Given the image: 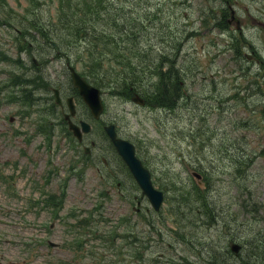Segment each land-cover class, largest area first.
I'll use <instances>...</instances> for the list:
<instances>
[{
  "label": "rangeland",
  "instance_id": "374dc122",
  "mask_svg": "<svg viewBox=\"0 0 264 264\" xmlns=\"http://www.w3.org/2000/svg\"><path fill=\"white\" fill-rule=\"evenodd\" d=\"M139 4L144 7L143 11L153 15L149 31L144 32L141 41L148 48L179 46L182 61L191 65L194 60L200 68L181 73L175 82L178 91L187 96L176 111L165 112L149 102L147 106H139L125 90L111 87L110 80L99 85L105 104L101 120H113L122 134L143 152L141 158L149 160L155 186L165 190L162 208L148 212L150 202L138 189L134 192L138 194L141 210L135 211L136 202L128 198L135 189L129 174L126 173L119 186L112 181L121 173L119 161L108 157L109 166H101L100 170L91 163L84 167L80 161L72 165L63 148L60 159L55 158L62 163V172L48 186L54 192L60 184L66 185L64 204L55 212L51 206L30 204L43 199L39 191L30 187V171L33 175L41 174L45 159L55 152V145L42 138L47 133H35V129H40L45 121L43 93L52 91L49 81L58 83L63 91L69 89L66 64L70 57L75 59L80 54V44H68L53 56L51 49L39 47L38 42L42 62L37 72L45 69L51 74L49 81L41 80L31 87L40 93L39 97L33 96L32 91L7 90L21 89L19 84L28 81L24 75L31 69L27 63L30 51L24 34L31 16H28L29 0H0V264H193L195 261V264H207L206 255L199 260L193 253L192 241L207 235L217 237L214 226L193 230L202 219L200 213L205 212V208L199 207L198 199L206 197L211 190L227 219L238 225L247 224L242 234L252 235L248 228L264 230V116L258 111L253 114L237 98H228L227 105L219 108L214 96L218 87L219 90L227 87V94L232 93L231 85L239 72L240 61L247 59L245 44H259L257 59L263 60V26L250 15L264 12L263 4L255 0H229L236 19L232 23L227 21L228 26L219 22L231 30L228 39L218 27L205 29L201 24L202 8L215 7L213 0H190L189 3L188 0H138V8ZM50 6L51 3L45 6V14L53 10ZM13 11L20 16H12ZM238 25L244 31L248 29L246 36H251L246 37L248 40L244 38L245 32L240 34L235 30ZM15 27L22 30L18 33L21 37H17ZM253 27H259L261 32ZM231 37L239 43L242 55L226 46ZM204 41L211 47H203ZM208 51L211 55L206 57ZM106 53V65L111 62L124 68L112 60L109 50ZM201 72L207 79L201 80ZM211 78L214 85L209 86L207 82ZM77 103L80 112L85 114L82 102ZM262 104L260 99L254 105L260 109ZM54 110L50 109V113ZM248 114L253 118L249 123L243 120ZM51 123L58 125L55 119ZM92 123L95 139L105 141L101 122ZM55 131L58 135L59 129ZM215 134L220 137L214 139ZM236 140L235 145L228 147ZM242 155H246L245 166L239 158ZM201 164L209 170L196 168ZM108 172L109 179L103 177ZM213 177L215 180L209 181ZM102 184L106 188L112 184L108 200ZM15 192L25 199L13 207L7 194ZM84 198L92 200L91 203ZM37 210L46 227L27 226L38 222ZM49 241L57 244L51 245ZM235 242L241 244L240 239ZM210 247L216 249V254L225 252L219 246Z\"/></svg>",
  "mask_w": 264,
  "mask_h": 264
},
{
  "label": "trees",
  "instance_id": "16d2710c",
  "mask_svg": "<svg viewBox=\"0 0 264 264\" xmlns=\"http://www.w3.org/2000/svg\"><path fill=\"white\" fill-rule=\"evenodd\" d=\"M36 5L28 9V16L30 18V33L26 36L27 50L30 51L28 61L32 64L30 72L33 77L30 78L31 84H37L39 79H47L45 76L39 75L35 72L38 64L33 59L36 56L35 44L38 38L43 40V44L51 45V40H56L61 47L69 43L81 44V49L86 52L87 58H81L80 55L74 61L80 66L81 73L89 79H92L96 84H99L104 76H117L121 79V84L126 86L130 91V87L137 85L138 91L149 94L148 83L141 82L139 77H147L152 73L157 72L159 76L168 77L172 80L178 75L177 69L168 67L166 72H162L160 67L152 60L149 64L145 60L140 59L149 48L141 41L144 32L147 31L146 23L151 21V18L146 19L149 12H145L144 7L138 8V0H32ZM48 2H55L54 10L47 14L43 13V6ZM142 5V4H139ZM39 16H48L39 17ZM66 31L59 30V27ZM145 41L147 38L143 36ZM45 48L44 45H41ZM106 50L112 54V60L121 63L124 68L120 71L113 63L109 62L106 65ZM161 51V50H158ZM163 54V52H161ZM161 54V55H162ZM37 57V56H36ZM40 62L39 58H36ZM139 60V63H138ZM91 64V67H89ZM159 67V69H158ZM39 75V76H38ZM38 76V79L36 77ZM112 77V78H113ZM138 77V82L133 80ZM30 84V85H31ZM155 88L158 83L154 82ZM171 87V85H170ZM173 91V88H171ZM159 95V96H158ZM165 96V102L170 104L176 98L178 102L184 99V95H177L170 93L169 86L156 91L155 101H159L158 97ZM147 97V96H146ZM148 99V97H147ZM149 100V99H148ZM177 102V103H178ZM177 105V104H175ZM212 207V206H211ZM206 207L205 214L202 215L204 222L209 218L215 216L217 207L214 205L212 208ZM203 225H205L203 223ZM237 228H232L230 234L225 237L224 241L217 243L211 242L212 245H217L222 248L224 257L227 258V244L226 241L236 238ZM257 239L251 242L250 245L246 244L245 252H242L238 257L237 263L228 264H256L264 263V250L262 249L263 235H256ZM208 243V242H205ZM200 254L206 255V260L213 262V264H220L219 257L214 256L216 249L206 247Z\"/></svg>",
  "mask_w": 264,
  "mask_h": 264
},
{
  "label": "flooded vegetation",
  "instance_id": "af4514ba",
  "mask_svg": "<svg viewBox=\"0 0 264 264\" xmlns=\"http://www.w3.org/2000/svg\"><path fill=\"white\" fill-rule=\"evenodd\" d=\"M216 5L215 7L212 8H207V6H204L203 10H204V16H215L216 18L220 19V17L222 16H232L231 19L228 20V23H232L233 20L236 19V14L234 12V9L231 8V5L229 4V0H213ZM255 1H259L260 3L263 4V9H264V0H255ZM251 16H254L255 18H257L259 20L260 25L262 24L263 26V30H264V12L258 11L256 13H251ZM237 22L239 23V21L237 20ZM236 31H238L240 34L244 33V38L245 40H248L246 37V33L248 32V29H246L244 31L243 27L238 25L235 29ZM253 30L255 31H260L261 29L259 27H253ZM253 34V33H252ZM254 35V34H253ZM246 48H248V45L245 44L244 45ZM252 50H251V54H247V57L249 59H253L255 57V55L260 52V48L259 46H257L256 44L251 45ZM262 48L264 49V46L262 45ZM60 109L62 111V113L64 114L66 112L67 106L66 103L63 102V105L60 106ZM78 118L77 116L74 117V120L76 121ZM62 131L65 134V136H67L70 141L68 145H66L65 142H59V146L58 147H63L64 145H66V149H65V155L71 160H76L79 159L81 157H83L84 159H90L93 149H94V145L95 142L94 140H92L93 138V133L89 132V133H85L82 134L81 137L78 139L76 138L73 133L69 130L68 126L63 124L61 125ZM77 144V145H74ZM104 146L106 147L107 151H114L115 148L112 144V142L110 141V139L107 137V142L104 143ZM61 149H58V153L59 155V159L60 156L62 154V152L60 151ZM106 154V152H105ZM104 159V158H102ZM58 163V162H56ZM52 169V168H51ZM52 173L51 175L54 176L58 170V167H53L52 169ZM52 183V180H50L49 182V178H42L41 180H36V179H32L31 181V187L39 189L43 195L45 196V199L40 202L37 200H33L32 202H30V204L36 206V207H40V206H47V198L46 197H51L54 198V202L56 204H59V202H57V200H59V195L61 192V189H57L53 194L52 193H47V186L50 185Z\"/></svg>",
  "mask_w": 264,
  "mask_h": 264
},
{
  "label": "water",
  "instance_id": "95a60500",
  "mask_svg": "<svg viewBox=\"0 0 264 264\" xmlns=\"http://www.w3.org/2000/svg\"><path fill=\"white\" fill-rule=\"evenodd\" d=\"M70 69L72 72L74 84L79 88L81 94L83 95L85 101L91 107L93 113L96 116H98L100 111L103 109V103L100 98V90L96 87L91 86L89 83H87L86 80L83 79L73 67H71ZM55 94H56V97H59L58 89H55ZM134 100L138 101L139 103L144 102L141 97H135ZM67 117L69 116L67 115ZM70 127L73 128L76 133H78L76 126L72 122H70ZM84 129L88 130V126H85ZM107 130L109 134L111 135L117 149L119 150V152L122 154L124 159L129 164L135 178L137 179L141 187L144 189V192L148 194L154 207L158 209L162 202L163 194L162 192L157 191L153 188V185L151 182V174H150L149 169H147L142 164V161L139 158H137L135 154L134 146L131 143H129L128 141L116 138L114 126L107 127ZM233 250H238V246L233 245Z\"/></svg>",
  "mask_w": 264,
  "mask_h": 264
}]
</instances>
